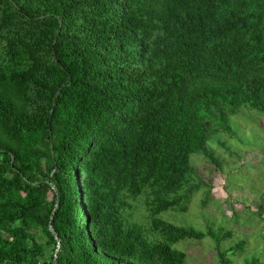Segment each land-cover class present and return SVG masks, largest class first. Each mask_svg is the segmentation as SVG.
<instances>
[{
  "label": "trees",
  "instance_id": "16d2710c",
  "mask_svg": "<svg viewBox=\"0 0 264 264\" xmlns=\"http://www.w3.org/2000/svg\"><path fill=\"white\" fill-rule=\"evenodd\" d=\"M242 111L264 116V0H0V264L219 250L221 230L161 217L186 213L191 158L215 165Z\"/></svg>",
  "mask_w": 264,
  "mask_h": 264
},
{
  "label": "rangeland",
  "instance_id": "374dc122",
  "mask_svg": "<svg viewBox=\"0 0 264 264\" xmlns=\"http://www.w3.org/2000/svg\"><path fill=\"white\" fill-rule=\"evenodd\" d=\"M231 129L235 136L223 133L220 144L209 143L215 165L203 156L191 158L196 176L189 188L197 190L186 213L161 217L176 227L205 233L212 228L227 236L219 250L208 239L177 245L187 264H220L219 252L232 264H264V116L242 111L231 120ZM129 221L149 229L144 209ZM242 244L243 254L230 252Z\"/></svg>",
  "mask_w": 264,
  "mask_h": 264
}]
</instances>
